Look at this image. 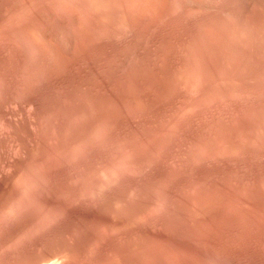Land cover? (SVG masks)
<instances>
[{
	"label": "rangeland",
	"instance_id": "rangeland-1",
	"mask_svg": "<svg viewBox=\"0 0 264 264\" xmlns=\"http://www.w3.org/2000/svg\"><path fill=\"white\" fill-rule=\"evenodd\" d=\"M0 264H264V0H0Z\"/></svg>",
	"mask_w": 264,
	"mask_h": 264
}]
</instances>
